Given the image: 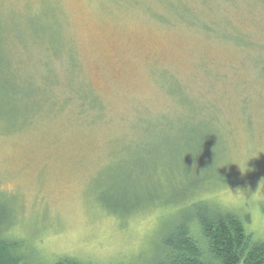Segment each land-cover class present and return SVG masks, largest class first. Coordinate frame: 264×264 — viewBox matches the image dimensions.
I'll return each instance as SVG.
<instances>
[{
    "label": "rangeland",
    "instance_id": "1",
    "mask_svg": "<svg viewBox=\"0 0 264 264\" xmlns=\"http://www.w3.org/2000/svg\"><path fill=\"white\" fill-rule=\"evenodd\" d=\"M0 22L18 89L44 91L16 128L0 112V238L22 262L155 264L195 197L264 240V0H0ZM195 133L215 142L180 147Z\"/></svg>",
    "mask_w": 264,
    "mask_h": 264
},
{
    "label": "trees",
    "instance_id": "2",
    "mask_svg": "<svg viewBox=\"0 0 264 264\" xmlns=\"http://www.w3.org/2000/svg\"><path fill=\"white\" fill-rule=\"evenodd\" d=\"M33 29L40 34L39 36L47 34V50H57L58 33L54 31V26L51 20L45 23H33ZM30 27V30H33ZM207 29H211L207 27ZM9 27L0 22V45L2 43L3 57L9 66L0 65V112L7 115L10 108L16 103L19 106L18 118L15 123V128L20 122L26 121L28 116L38 107V94L44 92L43 88L34 85L31 93L22 95L25 90L18 89L24 79L21 78L22 70L15 63H11L10 56L5 53V45L9 35ZM55 32V34H54ZM35 33V32H34ZM36 34V33H35ZM37 34V35H38ZM46 37V36H44ZM43 37V38H44ZM35 40V45L42 47ZM1 47V46H0ZM1 60V59H0ZM11 63V64H10ZM264 66V64H263ZM47 70V82L53 83L57 79L56 72ZM27 79V78H25ZM12 83L13 86L9 85ZM30 84H24L27 87ZM55 85V84H54ZM84 88H86L84 86ZM86 93L92 94L91 91L85 90ZM48 96V95H47ZM87 95H83V105L89 110H97L94 102L86 100ZM185 106L182 113H188L189 116L196 118L205 114L207 120L213 121L214 103L190 102L191 106L187 107L184 99L179 98ZM36 107V108H34ZM28 116L25 118L26 111ZM183 109V108H182ZM31 112V113H30ZM17 125V126H16ZM2 126L4 130L13 127L9 126L3 121ZM190 135L188 141L180 147H206V144L214 143L213 138L205 139V134L195 133ZM197 190V189H196ZM192 195V194H190ZM194 196V195H193ZM193 199L189 204V209L178 219L170 218L169 221L163 224V232L160 239V248L162 250V257L158 259L155 264H264V240H253L251 234H248L240 218L234 213L226 211L204 199ZM104 207L110 212H114L113 207L104 203ZM134 210V209H133ZM17 243L10 239L0 238V264H28L22 262L20 256L16 253ZM43 264V263H36ZM50 264H99L90 262H81L76 258L69 256H62L55 259Z\"/></svg>",
    "mask_w": 264,
    "mask_h": 264
},
{
    "label": "clouds",
    "instance_id": "3",
    "mask_svg": "<svg viewBox=\"0 0 264 264\" xmlns=\"http://www.w3.org/2000/svg\"><path fill=\"white\" fill-rule=\"evenodd\" d=\"M242 172H243V171H242ZM240 192L248 193V192H250V191H247V192H246V191H244V190H242V189H237V190H236V193H240ZM232 193H233V192H232Z\"/></svg>",
    "mask_w": 264,
    "mask_h": 264
}]
</instances>
